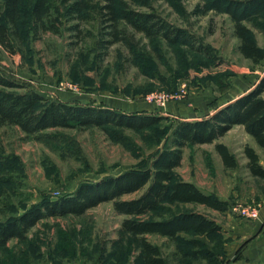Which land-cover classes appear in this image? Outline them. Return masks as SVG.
Listing matches in <instances>:
<instances>
[{
  "label": "rangeland",
  "instance_id": "rangeland-1",
  "mask_svg": "<svg viewBox=\"0 0 264 264\" xmlns=\"http://www.w3.org/2000/svg\"><path fill=\"white\" fill-rule=\"evenodd\" d=\"M176 1L129 3L143 12L155 11L165 21L186 29L193 35L195 46L209 49L214 60L198 48L170 44L161 37L153 43L129 26L137 52L144 54V60H136L125 39L107 42L112 37L101 33L95 20L74 27L79 20L71 15L62 18L60 33L35 29L26 18L17 35H12L14 52L0 44V70L48 99L164 116L154 130L147 129L144 134L122 130V141L113 140L101 128H51L38 136L26 134L15 125L0 126V154L8 157L0 170V220L24 212L47 196L73 193L83 181L148 166L167 145L178 120L208 117L264 75V60L254 63L240 52V38L229 14L203 11L201 0ZM246 23L264 48V29L253 21ZM153 93H179V97H170L161 104L148 98ZM217 142L228 146L237 159L236 167L225 165ZM247 145L260 150L245 127L235 124L215 142L185 147L177 176L194 181L205 192L224 200L226 207L220 210L196 202L170 205L174 211H201L222 228L220 233L200 236L208 257H187L180 253L177 241L149 234L171 264H235L244 250L248 254L254 251L250 249L252 244L243 241L252 240L250 229L255 222L250 224L252 220L236 209L248 204L264 208V177L251 173ZM259 155L264 165V152ZM124 218L115 211L112 201L83 215L44 218L26 238L0 244V264H141L140 241L121 229ZM261 229L264 231V227ZM182 235L186 239L195 236ZM254 263L264 264V255L259 261L254 258Z\"/></svg>",
  "mask_w": 264,
  "mask_h": 264
},
{
  "label": "trees",
  "instance_id": "trees-1",
  "mask_svg": "<svg viewBox=\"0 0 264 264\" xmlns=\"http://www.w3.org/2000/svg\"><path fill=\"white\" fill-rule=\"evenodd\" d=\"M201 1L203 11L215 10L231 16L235 34L240 38L239 50L246 58L254 63L264 60V48L246 23L253 21L264 29V0ZM66 15L79 20L74 27H78L79 22L95 20L100 32L112 37L107 42L125 39L136 60L143 59L144 54L137 52L129 26L134 33H143L153 43L161 37L170 44L198 48L208 59L214 60L209 49L195 46L193 35L186 29L165 21L155 11L133 8L129 0H1L0 44L14 52L12 35H17L26 18L32 21L35 29L60 33L62 18ZM163 119L164 116L157 113L126 112L103 104L48 99L0 70V126L15 125L29 135L39 136L48 129L60 127L101 128L113 140L122 141V130L143 133L147 129L154 130ZM235 124L243 125L264 149V75L248 91L219 105L208 117L178 120L167 145L156 153L148 166L129 168L95 181H83L73 193L56 198L47 196L24 212L0 220V244L13 238H26L28 231L44 218L83 215L101 203L112 201L115 211L125 215L121 229L140 241L141 264H171L161 245L151 241L149 234L177 241L180 253L187 257H208L200 236L220 233L221 225L201 211H174L170 205L196 202L224 210L226 202L203 191L193 181L178 177L176 168L183 162L187 145L212 143ZM216 148L226 166H237V159L226 144L217 142ZM245 153L251 173L264 177L259 153L249 145L245 147ZM7 159L0 154V170L6 166ZM136 192L140 193L124 198ZM147 214L148 217H144ZM185 233L197 236L186 239L182 235ZM240 258L242 256L237 260Z\"/></svg>",
  "mask_w": 264,
  "mask_h": 264
},
{
  "label": "crops",
  "instance_id": "crops-1",
  "mask_svg": "<svg viewBox=\"0 0 264 264\" xmlns=\"http://www.w3.org/2000/svg\"><path fill=\"white\" fill-rule=\"evenodd\" d=\"M253 137V136H252ZM254 138V137H253ZM255 140V139H254ZM215 142V141H214ZM256 142V141H255ZM257 143V142H256ZM216 145V144H215ZM257 145L259 146L260 150H256L259 154L260 151L264 152V149L257 143ZM184 160V158H183ZM183 163V162H182ZM189 181H192L190 179H186ZM194 182V181H193ZM195 183V182H194ZM198 186V185H197ZM199 187V186H198ZM204 191V190H203ZM263 209V210H262ZM252 221H250V224L252 222H255V226L254 228L250 229V228H245V231H252L253 232V238L251 241H248L245 243L246 240L250 239H246L245 241H243L244 244H252V248H250L253 252H250L248 254L247 250H244L242 252V258L236 260L234 263L235 264H253L254 258L259 261L261 256L264 255V246H262V244H264V231L261 229V227H264V208L260 207L259 208V217L255 218V219H251ZM258 225V226H257ZM261 229V232H259V230ZM245 236V234H244ZM251 236V237H252ZM257 248V251L255 250ZM256 253V254H255ZM255 264V263H254Z\"/></svg>",
  "mask_w": 264,
  "mask_h": 264
},
{
  "label": "built area",
  "instance_id": "built-area-1",
  "mask_svg": "<svg viewBox=\"0 0 264 264\" xmlns=\"http://www.w3.org/2000/svg\"><path fill=\"white\" fill-rule=\"evenodd\" d=\"M181 92H184V89H182ZM170 97L172 98L179 97V93L168 94V95L163 93H159V94L153 93L148 95V98L155 99L161 104H164L166 99H169ZM236 209L238 210V213L246 219H255L259 217V207L256 205H252V204L239 205L236 207Z\"/></svg>",
  "mask_w": 264,
  "mask_h": 264
}]
</instances>
